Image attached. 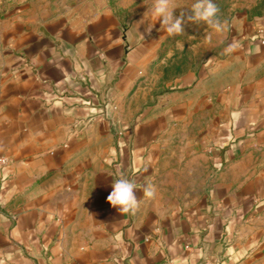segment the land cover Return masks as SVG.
Wrapping results in <instances>:
<instances>
[{"label":"crops","instance_id":"obj_1","mask_svg":"<svg viewBox=\"0 0 264 264\" xmlns=\"http://www.w3.org/2000/svg\"><path fill=\"white\" fill-rule=\"evenodd\" d=\"M34 13L0 0V264H264V22L186 70L153 21Z\"/></svg>","mask_w":264,"mask_h":264},{"label":"rangeland","instance_id":"obj_2","mask_svg":"<svg viewBox=\"0 0 264 264\" xmlns=\"http://www.w3.org/2000/svg\"><path fill=\"white\" fill-rule=\"evenodd\" d=\"M33 4L38 20L45 15L59 12H73L76 15L90 14L110 7L127 19L153 21L157 31L160 21L152 15L154 0H27ZM194 0H173L174 14L188 12ZM220 9L219 18L226 22V30L217 33L204 22L184 25V32L169 35L161 47L162 54L170 53L176 65L188 70L199 65L204 59L220 51L241 36H249V31L257 23L264 22V0H214ZM159 23V24H158ZM238 39V38H237Z\"/></svg>","mask_w":264,"mask_h":264},{"label":"clouds","instance_id":"obj_3","mask_svg":"<svg viewBox=\"0 0 264 264\" xmlns=\"http://www.w3.org/2000/svg\"><path fill=\"white\" fill-rule=\"evenodd\" d=\"M173 0H154L152 15L160 21L163 28L169 35H179L184 32V25L188 23L204 22L217 33L226 30V22L219 18L220 9L214 0H194L188 12L182 11L179 16L174 14ZM144 21H140L143 23ZM152 25L149 26L150 32ZM238 48L236 42L228 44L224 49L225 54H232ZM144 196L153 198L156 195V188L153 184L144 187ZM107 202L118 210L122 215L135 214L139 208V201L136 195V185L123 173H118L112 183V191L107 196Z\"/></svg>","mask_w":264,"mask_h":264},{"label":"built area","instance_id":"obj_4","mask_svg":"<svg viewBox=\"0 0 264 264\" xmlns=\"http://www.w3.org/2000/svg\"><path fill=\"white\" fill-rule=\"evenodd\" d=\"M8 165V160L5 157H0V174L4 171L6 166Z\"/></svg>","mask_w":264,"mask_h":264}]
</instances>
